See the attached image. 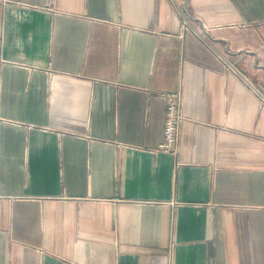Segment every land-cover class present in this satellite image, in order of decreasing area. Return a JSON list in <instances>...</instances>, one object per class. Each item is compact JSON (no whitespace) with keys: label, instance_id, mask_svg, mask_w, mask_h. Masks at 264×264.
<instances>
[{"label":"crops","instance_id":"1","mask_svg":"<svg viewBox=\"0 0 264 264\" xmlns=\"http://www.w3.org/2000/svg\"><path fill=\"white\" fill-rule=\"evenodd\" d=\"M0 264H264V0H0Z\"/></svg>","mask_w":264,"mask_h":264},{"label":"built area","instance_id":"2","mask_svg":"<svg viewBox=\"0 0 264 264\" xmlns=\"http://www.w3.org/2000/svg\"><path fill=\"white\" fill-rule=\"evenodd\" d=\"M165 119L163 125V141L158 149L174 154L176 152L179 125L183 120L181 111V94L179 92L165 95Z\"/></svg>","mask_w":264,"mask_h":264}]
</instances>
